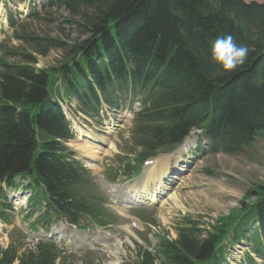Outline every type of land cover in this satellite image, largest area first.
<instances>
[{"label":"trees","instance_id":"obj_1","mask_svg":"<svg viewBox=\"0 0 264 264\" xmlns=\"http://www.w3.org/2000/svg\"><path fill=\"white\" fill-rule=\"evenodd\" d=\"M47 8H63L76 19V33H87L72 46L68 40L27 36L36 48L44 42L60 52L52 68L35 71L28 64L35 62L31 55L20 57L23 64L0 60V182L13 186L17 175L33 185L44 183L49 210L55 204L68 219L82 205L80 195L84 208L98 205L92 179L86 175L82 181L79 163L65 160L59 141L66 139L67 125L53 96L91 109L96 89L115 97L125 87L145 85L150 91L148 86L159 85V97L134 125V144L142 147L134 166L195 127L212 128L217 141L231 146L264 133V2L47 0ZM16 52L9 54L20 56ZM257 197L254 210L261 218L264 188ZM6 209L0 204L2 221L10 223ZM177 234L176 242L160 246L163 264H197L219 243L213 230L204 240L192 228ZM14 256V249L1 251L0 264H12ZM59 256L54 244L44 242L19 264H55ZM143 264H152L151 258L144 255Z\"/></svg>","mask_w":264,"mask_h":264},{"label":"rangeland","instance_id":"obj_2","mask_svg":"<svg viewBox=\"0 0 264 264\" xmlns=\"http://www.w3.org/2000/svg\"><path fill=\"white\" fill-rule=\"evenodd\" d=\"M41 1L44 3L43 0H36V4L42 3ZM245 1H254L258 3L264 2V0ZM6 4L13 13L12 17L15 22L17 36L25 35L26 33L35 34L39 37L49 35L51 38H59L62 42L68 40V44L72 46L75 43H81L78 42L79 40L77 41L76 38H83L87 33L85 29H81L80 31L78 30V34L76 33L73 25V21L76 19H71L70 14L63 8L59 10L53 9L51 15L49 11L46 10L43 12L39 7H37L36 12L41 13L39 20L36 21L25 20L24 15L27 10L24 2L18 3L16 0H7ZM14 12L23 13L24 15H16ZM5 14H7L6 10H2V8H0V27H2L3 33L6 37H11L12 32L8 31V25V29L2 26V23H7L6 19H4ZM44 14L47 16H44ZM40 44V47L36 48L33 45L29 49V47L24 45L23 42H18L13 39L10 42V48H20L21 50L19 51L22 53L33 55L37 61V64L35 65L36 69H47L55 66L60 59V52L55 50L49 51L44 42H41ZM33 48H36L40 52L44 51V55L33 53ZM10 61L15 63L18 62V59H10ZM244 100L248 101L246 97H244ZM70 112L75 114L74 111ZM123 112L124 111H121L116 115L120 116ZM125 113L127 115L128 112ZM109 114L110 111L104 107L100 112V118L89 120L102 124L109 118ZM132 119L133 117L127 118V120L112 137V143L115 145L116 152L112 153L111 151H107L104 152L101 158L93 159L92 163L99 166L102 174H105L110 167L120 165L115 158L118 153L121 155L130 152L132 147ZM85 122H87V120ZM91 132L95 135L93 131ZM194 140L195 138H191L192 142L189 144L190 147L193 146ZM201 142L204 145V152H200L197 147L193 146L198 156L193 154V151H190L185 155L186 160L184 161L189 162V157L192 158V161H190L189 164H186V168L182 167L183 172L178 175L176 180H173L172 187H170L171 191L175 192L178 196L181 203V209H174L172 203L165 199L162 201V207L160 209L155 210L147 208L144 213H134L135 222H138L141 227V229L139 228V230H137V233H139L142 239L148 240L147 243H152L155 246L159 237L156 238L155 236H150V231L147 230V226L143 223V221L159 228L162 234L170 233L174 229L176 221L185 215L199 217L201 221L205 223L214 222L216 217L225 216L231 210L239 208L241 203L245 201L246 195L251 194L255 188L264 185V135L258 137L250 147L243 149L241 153L231 155H215L214 153H207L205 148L208 142L204 137L201 138ZM67 146L69 147L68 144ZM89 147L88 145L81 147V151L76 152L77 155L79 157L84 156L81 152L85 150H87L88 155L97 152L98 146L94 147V150ZM140 148L141 147L136 148L133 146V151L137 152ZM179 152V150H175L170 154L160 155L157 159L162 158L167 162ZM196 162L197 164L194 167ZM93 173H96V171ZM123 183H112V185L120 187ZM103 192L106 194L104 190ZM41 198H43V196L41 194H37L33 200L37 201ZM182 205L184 210H182ZM164 207L167 210L166 212L163 210ZM115 219L116 218L113 216V221ZM123 221L127 224L131 223L130 219H124ZM31 222L32 219L29 221L26 220V218L22 219L19 214L13 220V225L4 226L0 224V249L10 246L11 249L16 250L17 255H20L24 249L19 244L23 243V238L19 237L18 233L19 231L21 233L25 232L28 223ZM120 224L121 223L118 220L116 226ZM116 226L114 227L115 234L117 237H122L124 231H121ZM202 228H206V225H203ZM244 250L245 248L236 246L234 251L229 254L227 258L228 261L232 264L240 261L239 259H242ZM75 256L76 258L72 257V260H74L77 264H92L93 262L101 264L105 260V255L96 249H88L85 256H82V253ZM72 263L73 262L71 261V264Z\"/></svg>","mask_w":264,"mask_h":264},{"label":"bare ground","instance_id":"obj_3","mask_svg":"<svg viewBox=\"0 0 264 264\" xmlns=\"http://www.w3.org/2000/svg\"><path fill=\"white\" fill-rule=\"evenodd\" d=\"M76 129H77V132H78V135H79L80 138H86V140L88 138V139L99 141V142H102V143H108V148L111 149V150H114V146L109 140H106L105 138H101V137L95 136L91 131L86 130L85 128H82L81 126L77 127ZM74 144H76V143H74ZM77 145L82 147V144H77ZM89 148H91V147H89ZM99 150H100V148L98 147L97 148V152L96 153H92L91 156L94 157V155L99 154ZM85 151H87V150H85ZM92 157H90V158H92ZM154 168H155V165H154L153 169ZM153 169H152L150 175L152 174ZM162 171H163V167H160L159 175L162 173ZM144 184H146V183L144 182ZM149 189H153V188H149ZM168 200L172 203V205H173V207L175 209H181V203H180L179 198H178V196L176 194H171L168 197ZM118 252H119V245L116 246V252L112 253V255L116 257V260H114L111 264H119L118 258H117V254H116Z\"/></svg>","mask_w":264,"mask_h":264}]
</instances>
